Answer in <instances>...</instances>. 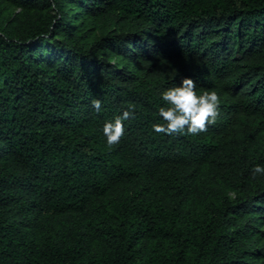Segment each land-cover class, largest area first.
I'll use <instances>...</instances> for the list:
<instances>
[{"label":"trees","instance_id":"trees-1","mask_svg":"<svg viewBox=\"0 0 264 264\" xmlns=\"http://www.w3.org/2000/svg\"><path fill=\"white\" fill-rule=\"evenodd\" d=\"M185 76L216 123L152 132ZM258 163L264 0H0V264H264Z\"/></svg>","mask_w":264,"mask_h":264},{"label":"clouds","instance_id":"clouds-1","mask_svg":"<svg viewBox=\"0 0 264 264\" xmlns=\"http://www.w3.org/2000/svg\"><path fill=\"white\" fill-rule=\"evenodd\" d=\"M160 98L163 104L157 108V116L162 122L151 125V131L157 134L197 136L215 124L220 114L221 97L218 92L198 91L197 82L191 76H185L179 84L164 89ZM92 106L99 112L101 101L94 99ZM134 115L135 106L129 104L121 114L104 122L102 133L109 149L121 142L125 136V122ZM251 172L254 177H264V164H255Z\"/></svg>","mask_w":264,"mask_h":264}]
</instances>
